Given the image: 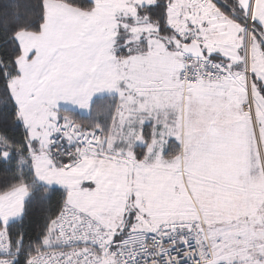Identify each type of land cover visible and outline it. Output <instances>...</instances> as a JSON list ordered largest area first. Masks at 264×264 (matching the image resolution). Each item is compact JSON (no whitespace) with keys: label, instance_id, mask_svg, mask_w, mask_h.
I'll list each match as a JSON object with an SVG mask.
<instances>
[{"label":"snow or ice","instance_id":"snow-or-ice-1","mask_svg":"<svg viewBox=\"0 0 264 264\" xmlns=\"http://www.w3.org/2000/svg\"><path fill=\"white\" fill-rule=\"evenodd\" d=\"M0 264H264V0H0Z\"/></svg>","mask_w":264,"mask_h":264}]
</instances>
